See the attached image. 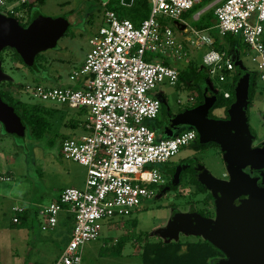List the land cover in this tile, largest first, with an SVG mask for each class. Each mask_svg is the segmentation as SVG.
I'll list each match as a JSON object with an SVG mask.
<instances>
[{
  "label": "built area",
  "instance_id": "1",
  "mask_svg": "<svg viewBox=\"0 0 264 264\" xmlns=\"http://www.w3.org/2000/svg\"><path fill=\"white\" fill-rule=\"evenodd\" d=\"M33 1L0 0V13L26 22L28 14L22 7ZM112 1L132 7L136 0L130 6L124 0L103 2L107 8L104 24L91 37V51L84 63L70 76L77 86L38 84L24 89L39 103L88 112L84 124L87 134L66 139L61 147L63 157L87 169L85 187L61 191L58 200L40 212L47 219L45 231L58 227L60 213L66 207L75 218L71 240L54 264H82L85 247L100 237L99 222L130 217L147 201L155 199L158 191L145 185L165 183L157 166L168 163L197 139L196 131L190 128L173 137L158 136L152 123L162 112V101L153 96V91L165 83L177 86L180 74L165 60L148 61L146 56L149 52L181 55L187 44L179 43L174 31L157 17L168 16L183 24L184 13L208 0H147L151 4L150 16L139 27L108 9ZM216 1L218 35L242 37L256 53L254 61L264 83V0ZM191 33L199 48L214 44L202 31L192 29ZM188 40L186 37L185 41ZM203 67L212 81L215 77L225 87L231 85L226 73L235 71V64L226 53L209 50L203 57ZM217 93L231 97L227 89L221 93L217 88ZM188 103L186 108L191 109L197 98L191 96ZM11 181L10 174H0V183ZM13 211L19 214L24 209L17 207ZM19 222L15 216L13 223Z\"/></svg>",
  "mask_w": 264,
  "mask_h": 264
},
{
  "label": "rangeland",
  "instance_id": "2",
  "mask_svg": "<svg viewBox=\"0 0 264 264\" xmlns=\"http://www.w3.org/2000/svg\"><path fill=\"white\" fill-rule=\"evenodd\" d=\"M214 1L216 0L205 1L200 4L201 7L199 6L197 11V8H194L182 15L181 20L188 26L189 32L181 31L176 26L175 22L179 21L177 19L168 16L157 17L162 25L174 31L179 43L187 45L184 46L181 55L176 57L149 52L146 60L155 62L165 60L169 66L179 71L191 64L203 66V57L209 49L205 46L200 48L196 46V37L191 30H198L199 20L196 19L198 12ZM122 7L127 6H123L119 1H112L108 9L117 10ZM106 9L102 0H45L44 5L36 7V10L50 19L66 18L70 22L69 29L58 40L56 47L39 54V63L43 69L38 75L21 64L11 50L5 52L3 50L0 53L2 69L11 78L10 81L17 86L8 88L7 80L0 83V89L11 91L16 99L34 105L39 102L24 90L25 87L38 84L48 87H76L77 84L70 80V76L82 66L91 51L90 39L103 26ZM149 9L151 12L150 2ZM204 34L207 35L206 32ZM186 37H189L188 42L185 41ZM242 54L240 59L242 65L250 74L260 76L258 63L254 61L255 51L244 44ZM233 55L237 56L234 52L229 57L232 58ZM236 76H238L237 68L234 71V79ZM257 80L260 86H264L259 77ZM207 83H210L214 92L217 88L221 93L226 89L225 84L220 83L215 77L212 81L209 75ZM19 87L21 90L18 89ZM156 95L166 100L159 120L152 123L153 127L158 128H161L165 115L169 117L171 113L177 114L187 109L190 97L197 98L183 87L178 89L177 86H170L168 83L155 89L153 96ZM257 98V100L261 99L258 96ZM57 109L59 112L51 119L52 129L41 140L33 139L29 132L23 138L14 136L0 123V174L12 176L11 182L0 183V192H5V194L0 193V264H54L71 240L73 216L69 221L61 222L60 219V224L55 230L45 231L43 226L47 223L46 217L34 212L36 209L48 206L61 191L67 188L85 187L87 169L63 157L61 147L63 139L79 138L87 133L82 126L70 128L66 125L77 114L76 110L63 106H57ZM214 110H211L210 116ZM215 114L224 116L222 109L215 110ZM252 117L254 128L260 131L262 125L258 116L252 115ZM184 129L185 127H182L181 131ZM211 144L206 145L210 148ZM193 145L182 148L168 163L157 166L164 175L165 183L158 186L155 199L147 201L130 217L105 219L99 222L100 237L85 247L82 264H143L140 256L143 245L137 242L138 237L148 238L154 242L165 241L161 231L169 226L173 214H186L191 211L199 213L201 210L213 208L216 211L212 204H205L206 194L193 196L194 189L188 181L172 177L174 168L182 161L197 159L214 178L228 180L227 168L219 148L196 154L197 150ZM149 185L153 184L145 186L149 187ZM206 190L207 193H211L209 189ZM6 194L9 197L8 202L3 203ZM15 206L26 208L27 214L14 212L12 208ZM15 216L20 217L21 224L13 223ZM198 239L202 238L180 233L174 241L193 242ZM116 241L126 243L122 254L116 255L114 252L113 245Z\"/></svg>",
  "mask_w": 264,
  "mask_h": 264
},
{
  "label": "water",
  "instance_id": "3",
  "mask_svg": "<svg viewBox=\"0 0 264 264\" xmlns=\"http://www.w3.org/2000/svg\"><path fill=\"white\" fill-rule=\"evenodd\" d=\"M131 3L132 0H124L125 5L130 6ZM175 24L181 31L186 29V25L179 21ZM69 27L70 22L66 18L54 20L40 13L29 26L24 27L0 13V53L6 48L14 49L27 65L33 66L40 53L56 47ZM231 60L237 68L238 80L234 85L235 98L229 108V119L211 118L217 91L214 92L207 83V71H202L199 80L204 103L197 108L184 109L174 118L166 117L171 121V129L166 125L163 128L165 137L175 136L182 127L193 129L199 144L214 143L221 151L229 177L227 181L214 178L201 164H192L200 182L210 190L215 200L216 217L206 218L194 211L175 213L169 226L161 233L165 241H174L180 233L209 241L225 255L215 264H264V189L244 172L246 167L257 165L260 153L258 149L252 151L247 122L252 74L242 65L240 58L233 55ZM7 80L11 78L4 73L0 62V83ZM0 123L8 133L25 137L22 119L1 97ZM180 170L179 167L175 169L176 179Z\"/></svg>",
  "mask_w": 264,
  "mask_h": 264
},
{
  "label": "trees",
  "instance_id": "4",
  "mask_svg": "<svg viewBox=\"0 0 264 264\" xmlns=\"http://www.w3.org/2000/svg\"><path fill=\"white\" fill-rule=\"evenodd\" d=\"M45 0H34L30 2L29 5L26 7H22L25 9L26 13L28 14V20L26 22L21 20H16L19 22L20 25L27 27L33 21L34 17L39 13L36 10V7L44 5ZM202 5V4H201ZM200 6V5H199ZM196 11L198 10V7ZM201 7V6H200ZM199 7V8H200ZM20 9V8H19ZM121 19H129L131 20L136 27L141 26V23L149 18L150 16V9H149V1H135L132 7H122L121 9L115 10ZM206 18H205V17ZM200 18L197 24L198 30H206L215 25V10H210L205 13V15ZM14 19L13 17H10ZM205 18V19H204ZM204 19V20H203ZM245 42L243 41L242 37L239 35H227L223 38H216V42L214 44V49L219 52H224L227 55L230 54L231 49L234 46L239 47L242 49ZM11 50L15 58L31 70L34 74L38 75L42 71V65L39 63L40 55L37 56L35 64L33 66L27 65L17 54L14 49L7 48L3 52ZM2 55V54H1ZM0 55V61L2 56ZM168 65V62L165 61ZM201 67V66H200ZM199 65L191 64L188 67H185L183 70L179 71L180 74V81L177 85L179 88H184L185 91H189L193 93L197 97V104L192 108H197L204 103V95L202 88L200 86V74L202 71H207V69H199ZM208 73V71H207ZM260 78V76H256L255 74L251 75L252 78ZM238 80V76L235 77L234 83L231 85H227L226 89L231 92L230 98H225L224 94H217V102L213 109H225L226 114L229 115V108L234 102L235 98V90L234 85ZM14 85L10 80L8 81V88H12ZM21 90V88H18ZM258 87L253 83L249 88V98L252 99L255 93L257 92ZM0 97L1 99L11 107L22 119L26 133H30L31 137L35 140L43 139L52 129L53 124L51 123V119L54 118V115L59 112L57 106L53 105H46L43 103H37L31 105L29 103H25L20 99H16L14 94L11 91H3L0 89ZM77 114L70 119V121L66 124L70 128H78L83 127L85 130V122L87 120L88 112L86 109L76 110ZM183 110L180 111V113ZM166 115L164 120L161 122V128L154 126L155 130L159 137H165L163 134V128L166 125L167 128L171 129V121L166 120ZM170 118H174L175 116L172 113L169 115ZM159 119H157L158 121ZM5 129V128H4ZM189 129V128H185ZM184 129V130H185ZM6 130V129H5ZM86 131V130H85ZM177 134V133H176ZM68 139H63V142ZM213 146H217L216 144L212 143ZM201 148H206V145ZM194 169H188L184 171L181 175V179L188 181V184L194 189V195L199 194H206L207 197L204 199L206 205L212 204L213 207L215 205V200L212 194L207 193L208 191L202 185L197 175H195ZM181 174V173H180ZM180 179V176H179ZM150 188L158 189V186L149 185ZM162 190L165 188H161ZM160 189V190H161ZM22 213H26V209ZM199 213L206 218H213L215 217V210L213 209H206L201 210ZM20 222L21 219L18 217ZM26 219V217H24ZM18 224H21V223ZM138 243L143 245L142 253L140 254L142 258L143 264H215L218 260L225 258V255L214 245H212L209 241L198 239L193 242H184V241H162L158 240L156 242L149 240L148 238H140L137 239ZM126 243L123 241H118L114 246L113 249L115 250V254L119 255L122 254L123 247H125Z\"/></svg>",
  "mask_w": 264,
  "mask_h": 264
},
{
  "label": "flooded vegetation",
  "instance_id": "5",
  "mask_svg": "<svg viewBox=\"0 0 264 264\" xmlns=\"http://www.w3.org/2000/svg\"><path fill=\"white\" fill-rule=\"evenodd\" d=\"M253 83L257 87H259V90H257V93H255V95L253 96L252 99L249 98L247 122H248L249 130H250V138L252 139V142H251L252 151L258 149V150H260V153L257 157V165L246 167L244 169V172L246 174H248L250 177L256 179L258 186L261 189H264V86H260L258 84V80L256 78L250 79V86ZM257 96L261 97V99L257 100L258 99ZM161 101H162V108H163L164 102L166 103V100L161 98ZM217 109H215V110H217ZM221 109L223 110L224 116H220L218 114L216 115L215 110H214V111H212L211 118L217 119V120H220V119L228 120L229 115L226 114V110L223 108H221ZM179 113H177V114H179ZM161 114H162V112H161ZM177 114H172V115L176 116ZM252 115L258 116V120H260V123L262 125V128L260 129V131H258L257 129L254 128V125L252 123V120H253ZM191 145H193V148H195L197 150L196 154L204 153L208 150H212V149H215L216 147H218V146H213L211 144L212 147L209 148V147H207L208 145L204 144L203 146L206 145V148H201L202 145L199 144L198 136H197V139ZM194 163L200 164L197 159L184 160L180 163V165L178 166L179 169H181L180 170V172H181L180 179H181V175L184 171H186L188 169H193L192 164H194ZM176 168H174V171L172 172L173 178H175L174 174H175ZM195 175H196V173H195ZM226 177L229 179V177L227 176V173H226ZM215 217H216V211H215Z\"/></svg>",
  "mask_w": 264,
  "mask_h": 264
},
{
  "label": "crops",
  "instance_id": "6",
  "mask_svg": "<svg viewBox=\"0 0 264 264\" xmlns=\"http://www.w3.org/2000/svg\"><path fill=\"white\" fill-rule=\"evenodd\" d=\"M216 2L217 1H214L213 3H211V4H209L207 7H205L203 10H201V11H199L198 12V14L197 15H199V13H201V15H200V17H199V19L198 20H200V18L202 17V16H204L205 15V13L206 12H208V11H210V10H216V7H217V5H216ZM215 17H216V15H215ZM186 28H187V26H186ZM186 30V29H185ZM185 30H183V31H185ZM198 31H200V30H198ZM203 33L204 32H206L207 33V36H209L213 41H214V44H215V42H216V38L218 37V38H223V37H220L219 35H218V30H217V19H215V25L213 26V27H211V28H209V29H206V30H201ZM214 44L212 45V46H205V47H207L209 50H213L214 49ZM215 50V49H214ZM231 51L232 52H230V54H234V52H235V54L237 55V57L238 58H242V56H243V54H242V49H240L239 47H236V46H234V48H232L231 49ZM230 54H229V56H230ZM201 67H203V66H201ZM227 74V76H228V78H229V80H230V84H233L235 81H234V71L233 72H227L226 73ZM190 109V108H189ZM184 110V109H183ZM85 131V130H84ZM86 132V131H85ZM87 176V175H86ZM0 193H3V194H5V192H0ZM61 193V192H60ZM60 193L56 196V198H54L53 200H52V202L49 204V205H51V204H53L54 202H56L57 200H58V198H59V195H60ZM8 194H6V196H4L3 197V200H2V202L3 203H7L8 202ZM18 206H15V207H13L12 209L14 210V208H17ZM43 207H45V206H43ZM43 207L41 208V209H36V210H34V212H35V214H40V212H41V210L43 209ZM19 208H22V207H19ZM22 209H24V208H22ZM26 209V208H25ZM41 215V214H40ZM73 216V214L70 212V210H69V208L68 207H66L61 213H60V216H59V224H60V219H61V222H63V221H69V219H70V217H72ZM74 217V216H73ZM74 227H75V218L73 219V229H74ZM113 227V226H112ZM114 228H117V226H114ZM73 229H72V232H73ZM71 232V233H72ZM118 241H116V243H117ZM114 246V245H113ZM139 252V251H138ZM138 254H140V253H138Z\"/></svg>",
  "mask_w": 264,
  "mask_h": 264
}]
</instances>
